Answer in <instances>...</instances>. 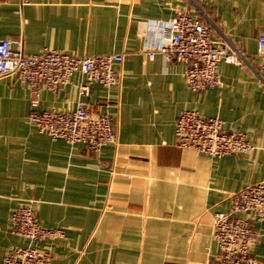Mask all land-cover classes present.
I'll list each match as a JSON object with an SVG mask.
<instances>
[{"label": "crops", "instance_id": "crops-1", "mask_svg": "<svg viewBox=\"0 0 264 264\" xmlns=\"http://www.w3.org/2000/svg\"><path fill=\"white\" fill-rule=\"evenodd\" d=\"M208 15L250 59L221 63V88L191 91L185 63L148 57L164 41L177 12ZM264 0H8L0 35L28 54L124 53L117 85H91L77 72L59 91L43 89L41 109L73 111L79 101L112 115L117 143L99 153L53 140L30 121L31 95L16 75L0 77V264L26 240L11 232V215L32 202L41 224L65 236L47 241L52 264H216L215 212L230 195L264 182ZM184 110L218 117L225 131L246 133L254 150L211 157L176 145ZM255 227L264 231V224ZM264 264V244L253 250Z\"/></svg>", "mask_w": 264, "mask_h": 264}, {"label": "built area", "instance_id": "built-area-1", "mask_svg": "<svg viewBox=\"0 0 264 264\" xmlns=\"http://www.w3.org/2000/svg\"><path fill=\"white\" fill-rule=\"evenodd\" d=\"M8 0H0V8ZM163 42L150 45L148 57L157 54L167 62L185 63V80L194 92L221 88V63L251 66L249 57L238 49L214 21L179 11L166 24ZM257 51L264 61V34L257 40ZM124 53L105 55H69L54 49L36 54L26 53L10 39L0 35V77L16 75L27 85L31 95L30 121L53 140L70 144L83 143L89 151L99 153L105 146L117 143L115 119L112 115L94 114L89 106L79 101L71 112L41 109L43 89L59 91L71 83L77 72L86 82L80 85V95L88 97L91 85H117L120 75L115 65L122 63ZM176 145L193 149L211 157L245 154L254 150L246 133L225 131L224 121L218 117H203L197 111H182L175 123ZM231 208L215 212L212 238L219 248L216 264H262L253 256V250L264 244V231L255 227L264 224V182L247 186L230 195ZM11 232L26 240L24 246L10 248L3 264H52L53 253L42 246L65 236L59 228L43 226L32 202L21 204L11 215Z\"/></svg>", "mask_w": 264, "mask_h": 264}]
</instances>
